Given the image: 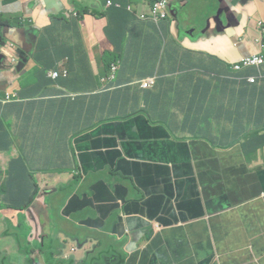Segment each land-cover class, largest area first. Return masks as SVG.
I'll list each match as a JSON object with an SVG mask.
<instances>
[{"label": "crops", "instance_id": "crops-1", "mask_svg": "<svg viewBox=\"0 0 264 264\" xmlns=\"http://www.w3.org/2000/svg\"><path fill=\"white\" fill-rule=\"evenodd\" d=\"M108 1L0 0V264L68 232L101 247L71 262L264 264V77L233 68L264 6Z\"/></svg>", "mask_w": 264, "mask_h": 264}, {"label": "rangeland", "instance_id": "rangeland-1", "mask_svg": "<svg viewBox=\"0 0 264 264\" xmlns=\"http://www.w3.org/2000/svg\"><path fill=\"white\" fill-rule=\"evenodd\" d=\"M86 50L88 49L87 45H85ZM112 79L106 78L105 82L108 84ZM77 177V176H76ZM98 178L95 177L92 181H96ZM209 184L204 183L203 187L207 188ZM84 203V200L81 201V203ZM92 201L87 200L85 202V205L88 206L91 204ZM64 226H70L72 224L69 221L64 220ZM93 220H90L92 222ZM80 226V223L78 224ZM83 229V228H82ZM19 232V231H18ZM16 237L20 235L19 233L14 234ZM68 239H65L62 242L56 241L52 244L50 247V250H48V256H46V264H86L83 262H71V258L76 255H95L98 253L101 247L95 248V247H88L87 242L88 239H81V236L79 237L76 233L68 232ZM105 240H100V243L103 245ZM123 243V242H122ZM40 244H35L34 248L35 251L39 252L41 250ZM19 250L22 255H24L27 258L26 264H34L32 262H39L38 259L41 256H38L36 253L28 250L27 246H19ZM38 264V263H36Z\"/></svg>", "mask_w": 264, "mask_h": 264}, {"label": "built area", "instance_id": "built-area-1", "mask_svg": "<svg viewBox=\"0 0 264 264\" xmlns=\"http://www.w3.org/2000/svg\"><path fill=\"white\" fill-rule=\"evenodd\" d=\"M108 4H112V1L109 0ZM120 4H118L119 6ZM169 0H154L150 3V9L148 11L142 12L140 17L142 18H149L154 20L155 22L159 23L160 19H164L167 16L166 9L168 10ZM131 9V8H130ZM259 31L260 36L256 38L257 43L261 48V52L250 54L241 58L239 61L233 64L234 69H243L246 67H256L259 69L258 77H264V73L261 72V67L264 65V20L259 21ZM119 69V63H112L111 70L109 75L106 78H111L112 80L116 78L117 72ZM50 76L55 78L57 76V71L49 72ZM67 75V71L65 73ZM257 76H249L248 80L250 82H255ZM103 81H105V79ZM140 85L143 88H151L154 85V78H146L139 81Z\"/></svg>", "mask_w": 264, "mask_h": 264}, {"label": "water", "instance_id": "water-1", "mask_svg": "<svg viewBox=\"0 0 264 264\" xmlns=\"http://www.w3.org/2000/svg\"><path fill=\"white\" fill-rule=\"evenodd\" d=\"M224 1H225V3H224ZM218 2L220 4V8H219L216 16L214 17V20L217 22V24H216L217 26H221L224 23L222 20H220V15L222 14L223 11L225 12L226 2H228V1L227 0H218ZM249 2H252L254 4V6L257 4H262L264 6V0H244L242 4L247 5ZM230 9H231V7L228 6L227 10H230ZM81 162L83 164V156H82ZM137 243H138V241H134L135 246H133V247H136Z\"/></svg>", "mask_w": 264, "mask_h": 264}, {"label": "clouds", "instance_id": "clouds-1", "mask_svg": "<svg viewBox=\"0 0 264 264\" xmlns=\"http://www.w3.org/2000/svg\"><path fill=\"white\" fill-rule=\"evenodd\" d=\"M154 1V0H153ZM152 1V2H153ZM171 3H172V1L171 0H169ZM151 2V3H152ZM108 4V3H107ZM115 5V6H118V4H120V3H118V4H115V3H113V1H112V4H108V6H111V5ZM150 5V4H149ZM118 7H121V5H119ZM148 9H150V6H149V8ZM261 20H264V19H261ZM260 21V20H259ZM102 81H103V79H102ZM103 82H105V81H103ZM73 173H74V175L75 176H77L78 178H84V175H83V173H84V167H83V165H81L80 164V167L78 168V169H76V170H73ZM76 195L75 196H73L72 198H71V202L74 200V199H76ZM135 250H133V251H131V252H134ZM71 261H74V260H71Z\"/></svg>", "mask_w": 264, "mask_h": 264}, {"label": "trees", "instance_id": "trees-1", "mask_svg": "<svg viewBox=\"0 0 264 264\" xmlns=\"http://www.w3.org/2000/svg\"><path fill=\"white\" fill-rule=\"evenodd\" d=\"M258 69V68H257ZM258 71H259V69H258ZM87 200H85V202H86Z\"/></svg>", "mask_w": 264, "mask_h": 264}]
</instances>
